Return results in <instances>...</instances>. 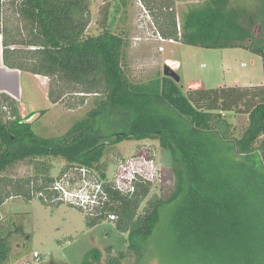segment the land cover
<instances>
[{
    "label": "trees",
    "instance_id": "16d2710c",
    "mask_svg": "<svg viewBox=\"0 0 264 264\" xmlns=\"http://www.w3.org/2000/svg\"><path fill=\"white\" fill-rule=\"evenodd\" d=\"M231 2L205 0L183 15L181 33L174 22L162 36L214 49L246 46L250 40L246 48L264 60V32L253 31L258 16ZM7 6L18 15L15 20ZM89 23V0H0L8 67L58 81L59 88L49 91L53 102L62 98L63 85H71L72 92L98 94L86 118L62 135L46 137L32 129L34 112L23 116L19 101L0 93V206L9 197L37 196L43 202L59 197L48 159L61 157L66 168H88L104 181L109 203L118 206L117 228L128 232L129 247L139 259L162 207L175 204V239L197 264H264V83L187 91L170 76L133 83L122 66L123 37L110 28L86 35ZM223 111L249 114L241 137L230 136ZM127 139H158L172 155L174 190L167 198L149 199L143 214L138 210L154 184L139 181L133 194H124L101 165L109 146ZM25 160L35 162L33 177L3 175ZM87 217L95 225L104 215ZM9 250L0 234L1 261ZM101 257L102 251L92 248L83 264H97ZM111 264H119L118 259Z\"/></svg>",
    "mask_w": 264,
    "mask_h": 264
},
{
    "label": "rangeland",
    "instance_id": "374dc122",
    "mask_svg": "<svg viewBox=\"0 0 264 264\" xmlns=\"http://www.w3.org/2000/svg\"><path fill=\"white\" fill-rule=\"evenodd\" d=\"M204 1L89 0L90 23L86 35H98L110 28L123 37L122 66L133 83L162 78L167 65L180 76L178 84L184 91L195 86L214 88L264 83V60L262 55L246 48L251 44L250 40L245 42L246 46L214 49L162 36V30L174 28V22L181 33L183 15ZM231 1L233 6L247 8L258 16L253 27L255 35L264 32V4L261 6L260 0ZM7 7L15 20L18 15ZM59 85L55 79L43 75L27 73L23 78L25 94L22 103L19 102L21 113L29 116L36 111L29 121L39 135L64 134L97 106L98 94L72 92L71 85H63L62 98L53 102L49 96L50 87L58 89ZM221 118L231 124L232 138L241 137L249 125V114L223 111ZM139 155L147 160L150 158L149 165L157 169L154 186L138 210V214H143L150 206L149 199L167 198L174 190L171 152L163 148L158 139H127L109 146L101 165L106 169L109 181H113L121 162ZM48 161L53 166L51 176L55 181L64 180L69 188L78 186L81 175L77 168H66L67 163L61 157ZM34 165L32 160H25L3 175L12 179L33 177ZM48 201L43 202L37 196L32 200L16 196L9 197L0 206V234L7 238L10 248L0 264H83L85 255L92 248L102 251L97 264H111L113 258L118 259L119 264H197L198 260L194 261L191 255L181 251L183 245L175 239V204L162 207L160 222L139 259V254L129 247L128 232L117 228L118 215L115 220L103 217L91 225L80 207L60 202L58 197ZM117 207L116 203H110L108 211L116 213ZM35 251L38 256L34 255ZM122 252L126 254L125 258L120 257Z\"/></svg>",
    "mask_w": 264,
    "mask_h": 264
},
{
    "label": "built area",
    "instance_id": "2783aa9c",
    "mask_svg": "<svg viewBox=\"0 0 264 264\" xmlns=\"http://www.w3.org/2000/svg\"><path fill=\"white\" fill-rule=\"evenodd\" d=\"M149 160H151L149 158ZM149 160L142 156H136L121 162L116 173L115 179L111 181L114 187L124 194H133L136 190V183L152 182L157 169L153 165H149ZM81 178L78 186L68 187L62 181L54 183V189L59 192V199L63 202L80 207L87 215H95L97 212L103 213L108 220H115L117 214L109 212V194L104 189V181L100 180L94 171L85 167H76ZM76 182V181H75ZM73 182V185L76 183ZM72 185V186H73ZM35 251L34 255L38 256Z\"/></svg>",
    "mask_w": 264,
    "mask_h": 264
},
{
    "label": "crops",
    "instance_id": "0c3cea01",
    "mask_svg": "<svg viewBox=\"0 0 264 264\" xmlns=\"http://www.w3.org/2000/svg\"><path fill=\"white\" fill-rule=\"evenodd\" d=\"M3 48L2 34L0 33V93H7L13 98L17 99L20 103H22V97L25 94L23 88V78L29 72H22L20 69L8 67L4 63ZM251 64L254 65L253 59L251 61ZM194 85L200 86L199 83H195ZM191 88L197 87L195 86ZM33 111L34 113L36 112L35 110Z\"/></svg>",
    "mask_w": 264,
    "mask_h": 264
},
{
    "label": "water",
    "instance_id": "95a60500",
    "mask_svg": "<svg viewBox=\"0 0 264 264\" xmlns=\"http://www.w3.org/2000/svg\"><path fill=\"white\" fill-rule=\"evenodd\" d=\"M164 74H165V76L173 77L175 79V81H177V82L180 81V76L177 75L176 72H174L173 70H170L168 65L165 67Z\"/></svg>",
    "mask_w": 264,
    "mask_h": 264
}]
</instances>
